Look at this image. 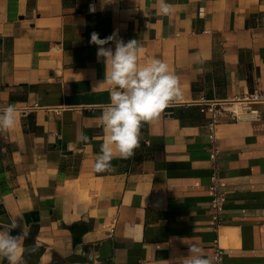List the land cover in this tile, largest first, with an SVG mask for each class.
Returning a JSON list of instances; mask_svg holds the SVG:
<instances>
[{
    "label": "crops",
    "instance_id": "obj_1",
    "mask_svg": "<svg viewBox=\"0 0 264 264\" xmlns=\"http://www.w3.org/2000/svg\"><path fill=\"white\" fill-rule=\"evenodd\" d=\"M167 2L169 15L157 0H0V109H16L15 127L0 132V222L34 228L44 261L184 264L195 245L215 264L217 163L226 263L264 264V105H252L259 117L219 116L216 155L208 128L212 103L264 92V0ZM93 32L137 40L138 64L165 62L183 93L103 173L99 106L111 86Z\"/></svg>",
    "mask_w": 264,
    "mask_h": 264
},
{
    "label": "clouds",
    "instance_id": "obj_2",
    "mask_svg": "<svg viewBox=\"0 0 264 264\" xmlns=\"http://www.w3.org/2000/svg\"><path fill=\"white\" fill-rule=\"evenodd\" d=\"M158 11L169 15L173 5L167 0H157ZM89 11H95L90 5ZM90 44L97 46V60L105 65L104 81L111 86L110 102L100 105L99 117L104 140L100 153L94 163V171L103 173L113 170L114 158L128 159L140 145L141 127L144 123L158 120L165 109L182 95L180 78L170 71L169 66L159 60L151 59L144 66L138 64V53L142 47L137 40L125 43L117 38V33L101 39L96 32L91 33ZM114 43V48L106 47ZM16 125V109L8 105L0 109V132L13 129ZM89 137L81 133L78 140L89 142ZM16 220L10 224L0 222V262L7 259L8 264H26L23 255V235L13 236L11 231L17 227ZM195 245L189 246V255L184 264H213L200 254Z\"/></svg>",
    "mask_w": 264,
    "mask_h": 264
},
{
    "label": "built area",
    "instance_id": "obj_3",
    "mask_svg": "<svg viewBox=\"0 0 264 264\" xmlns=\"http://www.w3.org/2000/svg\"><path fill=\"white\" fill-rule=\"evenodd\" d=\"M220 108H217L215 103L210 105V109L213 112L212 120L208 124L209 135L213 142V151L216 155L218 153L216 126L219 116L223 113L231 115L233 118L240 119L252 114L255 117L260 116V110L252 107L255 103H261L264 105V92L260 90H254L251 93L236 97L234 99L223 102ZM210 190L212 193L211 199V217L213 221V229L216 233L215 247H214V262L215 264H227L226 263V248L222 245V214L225 211L226 196L222 189V177L220 169L217 163L213 166V172L211 176Z\"/></svg>",
    "mask_w": 264,
    "mask_h": 264
},
{
    "label": "flooded vegetation",
    "instance_id": "obj_4",
    "mask_svg": "<svg viewBox=\"0 0 264 264\" xmlns=\"http://www.w3.org/2000/svg\"><path fill=\"white\" fill-rule=\"evenodd\" d=\"M16 229L19 228L13 229L10 234L14 233ZM35 234L36 231L34 228H32L30 232L27 233V236L24 238L23 241V245H28V247H24L25 252L23 255L26 264H67L65 260L59 261L56 254H53L49 260L44 261L43 258L45 255L46 248L44 246L36 244ZM0 264H8L7 259L0 262Z\"/></svg>",
    "mask_w": 264,
    "mask_h": 264
},
{
    "label": "water",
    "instance_id": "obj_5",
    "mask_svg": "<svg viewBox=\"0 0 264 264\" xmlns=\"http://www.w3.org/2000/svg\"><path fill=\"white\" fill-rule=\"evenodd\" d=\"M37 211L36 212H32L31 215H33V221L37 222L39 220V217L35 216L37 215ZM24 230L22 229H16L14 233H12L11 235L13 236H19V235H23ZM85 232H87V228L83 227V226H79L76 230H74L75 233V237H74V244L78 245L82 242V238L83 235L85 234ZM24 247H28V245H23ZM31 248V246H30Z\"/></svg>",
    "mask_w": 264,
    "mask_h": 264
}]
</instances>
